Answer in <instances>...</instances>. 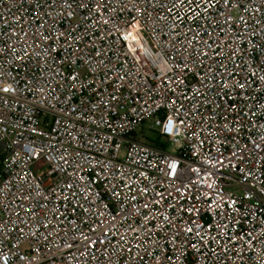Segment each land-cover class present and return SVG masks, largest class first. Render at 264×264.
Returning a JSON list of instances; mask_svg holds the SVG:
<instances>
[{
  "label": "built area",
  "instance_id": "built-area-1",
  "mask_svg": "<svg viewBox=\"0 0 264 264\" xmlns=\"http://www.w3.org/2000/svg\"><path fill=\"white\" fill-rule=\"evenodd\" d=\"M0 264H264V0H0Z\"/></svg>",
  "mask_w": 264,
  "mask_h": 264
},
{
  "label": "rangeland",
  "instance_id": "rangeland-1",
  "mask_svg": "<svg viewBox=\"0 0 264 264\" xmlns=\"http://www.w3.org/2000/svg\"><path fill=\"white\" fill-rule=\"evenodd\" d=\"M151 126V121L147 122L146 125H143L141 127V131L144 133V135L149 138L150 140H155V141H161L162 138L160 136H158L153 130H151L150 127Z\"/></svg>",
  "mask_w": 264,
  "mask_h": 264
}]
</instances>
